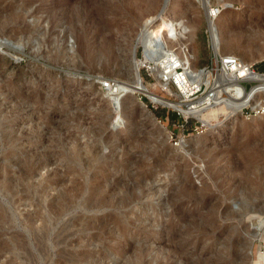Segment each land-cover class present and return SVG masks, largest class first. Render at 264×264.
<instances>
[{"label": "rangeland", "instance_id": "obj_1", "mask_svg": "<svg viewBox=\"0 0 264 264\" xmlns=\"http://www.w3.org/2000/svg\"><path fill=\"white\" fill-rule=\"evenodd\" d=\"M136 1L0 0V264H264V188L242 197L264 166V112L197 135L157 122L165 108L141 107L150 97L129 80L134 57L143 89L164 95L137 40ZM156 2L153 16L179 4L195 24L194 66H206L207 0ZM227 2L231 31L220 27L233 39L220 53L264 69V8ZM252 12L262 15L249 26ZM118 29L128 70L102 44L120 43ZM113 85L129 88L120 105ZM235 97L234 109L251 106Z\"/></svg>", "mask_w": 264, "mask_h": 264}, {"label": "bare ground", "instance_id": "obj_2", "mask_svg": "<svg viewBox=\"0 0 264 264\" xmlns=\"http://www.w3.org/2000/svg\"><path fill=\"white\" fill-rule=\"evenodd\" d=\"M156 1L157 0H137L135 2V6H133L134 10H136L137 12L134 13V16H131V19L137 21L136 23H137V25H139V33L137 36V40L140 41L141 43H143L144 45H146V47H145L146 51L143 52L145 55H147L148 53H151L149 58L151 60H153L155 63L154 69H152V70L154 72V77H155L158 85L161 86L162 88H165L164 87L165 83H162L160 81L161 75L163 73H165L166 76L171 75L173 73V69L175 68V66L178 65V66H181L183 68L182 74H180V76L179 75L176 76L177 79L182 78L181 81L183 82V84L181 85L179 83V88L183 92L186 90L188 91V86L193 82V80H195V79L199 80L200 77L202 76L201 70L196 69V67L194 66V61L196 59V53H195L196 48H195V44H194L195 24H193V23L189 24V23L185 22L182 17H179V15L177 14L179 12V10L181 11V9L178 6L179 4L175 5V10L173 9V11H172L173 13H171V14H173L172 17H164L166 14V10H167L165 4L162 5L163 7H162L161 11L156 16H153L151 14V12H153L152 10L156 6V3H157ZM227 1L228 0H226V1L225 0H215V2L218 5H220V7L216 9V8H213L211 6V4L209 3V0H207L208 6L205 9L206 10L207 31H208L207 34H208L209 44L211 45L214 53H220L221 48L224 47L225 45L227 46V44H230L232 42V39H233V38L232 39L230 38L232 35H229V37L224 36L222 31H221V27H220L221 26L220 22L223 21L224 26L227 29L226 32L231 31L230 26L233 23V17H231L230 14L225 13L227 11V9L230 8V6H228L229 3ZM240 1H242V3H246L247 6L253 5L258 10H263V8H264V0H240ZM131 4H132V2H131ZM127 5H128V3H127ZM129 6H130V4H129ZM179 14H180V12H179ZM181 14H180V16H181ZM261 15L262 14H257L255 12H252L249 16H247L246 19L248 20L247 23H249V26L252 23H254L253 25L258 24L260 21L257 19H258V16H261ZM16 18H17V16H13V15L11 17L12 20L16 19ZM18 18H20V17L18 16ZM119 20H121V19H119ZM119 20L114 19L113 21H111L110 22L111 26L115 27L117 29L118 28L117 24H119ZM240 25H241V27L244 26L242 24H240ZM154 28H156V29L161 28V30L159 29L161 32H159L157 34L158 36H156L154 34V32H153ZM73 29H74L73 32L75 31L77 34V42L79 45L80 54L81 55L86 54L88 52V48H89L87 38L85 37V35L83 33H81L80 30H77L76 27ZM115 35L120 36V38H121L120 43L117 44L118 39H116V41H114V38H113L114 34H113V36H112V34H108L106 36H102L103 48H104V51L108 57L107 58L108 61L114 62V63H121L120 67L125 68L126 67L125 61H124V55L125 54L122 50L124 44L122 42H124L127 37L124 33L119 31V29L116 31ZM172 47H174L175 49L173 50ZM172 50H173V52H171ZM119 52H120V54H119ZM122 55H123V58L120 60L119 56L122 57ZM145 59H147V56H145ZM143 63L144 62L136 61V59L134 57L131 59V65L134 67L133 70L135 72L134 76H132L129 79L132 82L131 86L133 88H135L136 90L141 89L143 92H145L146 95H148L155 102L163 103L164 105H167L170 107H178V109H180L181 107H180V104L178 102L168 100L166 97H164V95L159 96V95L150 94L147 91H145V89H143V84H142V82L139 78V75L137 73V71L140 69V67L142 66ZM166 63H168V64H166ZM164 64H165V66H164ZM246 64H251V63L247 62ZM126 69H127V67L125 68V70ZM249 80L250 81L253 80L254 84H252L249 87V89L245 90L244 92H242V90H243L242 87H238L235 84L236 87L234 89H235L236 93L242 92L241 94H246V96L248 98V103L251 105V107H254L257 104H258L257 106L263 105L264 104V96H262L263 95L262 93H264V76L260 77V75L255 74V76L250 78ZM127 90H129V88L127 89V87H121V86L119 87L117 85H113L111 88V94H112V98H111L112 101L111 102L115 103L117 101L118 97L120 96V98H121L122 96H124L122 94H124V92H126ZM166 91L169 92L170 90L166 89ZM225 91H226V86H225ZM131 94H133V93H131ZM241 94H238V95H241ZM235 96H237V95H235ZM120 98L116 103L118 105H120V103H119ZM232 101L233 100H231L230 104H232ZM228 108H230V109H228ZM209 110H211V112L213 111L214 113H218L221 109H219L218 107H215V108H211ZM235 110L236 109L233 108V105L229 106L226 104L225 105V115H226L225 121L220 122L218 124L215 123L214 125H209V128H207L205 130V132L207 131V133H209V132H211L217 128L224 129L228 125H233L238 120L242 121L243 119L240 118V116H242V115L240 113H236ZM208 114H210V113H208ZM147 116H148L147 117L148 119L153 120V116L150 112L147 113ZM203 116H205V114ZM214 132H216V130ZM93 155L94 154H92V156ZM259 169H260V172L258 171L259 173H256V175L250 179V182L252 183V185L254 187L253 188L251 187L252 189L250 188L251 190L249 192L247 191V193L245 192L242 195V197L247 201L248 200L250 201L252 197L258 198L259 191H261L264 188V166L260 167ZM242 197H240V198H242ZM228 216H230L231 218L234 217V215L231 213ZM210 231H212V230L210 229ZM79 257L82 258V254Z\"/></svg>", "mask_w": 264, "mask_h": 264}, {"label": "built area", "instance_id": "obj_3", "mask_svg": "<svg viewBox=\"0 0 264 264\" xmlns=\"http://www.w3.org/2000/svg\"><path fill=\"white\" fill-rule=\"evenodd\" d=\"M172 48L173 50L175 49L174 47ZM173 50L171 52H173ZM200 70L202 72L200 79L193 80L188 86V91L186 90L184 92L179 88V83L181 85L183 84L181 81L182 78L177 79L176 77L177 75L180 76L183 72L181 66H175L171 75L166 76V74L162 72L163 74L160 77V81L165 83L164 87L166 89L170 90V87H172L175 92L169 91L168 94L165 88L160 89V91L164 92L168 100L178 102L181 107L180 109H178V107H170L163 103L155 102L153 99L146 97L147 104H145L144 107H148L151 110H156L158 106L165 108L163 112L155 117L156 121H168L171 127H174L180 132V135L189 133H194L196 135L202 134L209 128V125L224 122L226 116L225 105L232 106L230 103L231 100L236 98L235 95L241 96L238 94L248 90L249 87L254 84L253 80L250 81L249 79L254 77L255 74L260 75V77L264 76V71H258L253 63L246 64L234 54L214 53L213 51L209 63L201 67ZM248 83L249 87H247ZM227 84L229 87H235L234 85L236 84L238 87H242L243 90L240 93H236L235 89L231 88V92L228 93L225 91V86ZM257 105L254 107L247 104L240 105L236 107L235 112L240 113L243 117L260 115L264 112V104ZM215 107L221 110L218 113L209 110ZM204 114L205 116H203ZM169 136L172 139L171 134Z\"/></svg>", "mask_w": 264, "mask_h": 264}, {"label": "trees", "instance_id": "obj_4", "mask_svg": "<svg viewBox=\"0 0 264 264\" xmlns=\"http://www.w3.org/2000/svg\"><path fill=\"white\" fill-rule=\"evenodd\" d=\"M258 71H264V69H258Z\"/></svg>", "mask_w": 264, "mask_h": 264}, {"label": "water", "instance_id": "obj_5", "mask_svg": "<svg viewBox=\"0 0 264 264\" xmlns=\"http://www.w3.org/2000/svg\"><path fill=\"white\" fill-rule=\"evenodd\" d=\"M141 107H144V104L141 103Z\"/></svg>", "mask_w": 264, "mask_h": 264}]
</instances>
